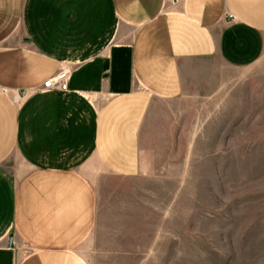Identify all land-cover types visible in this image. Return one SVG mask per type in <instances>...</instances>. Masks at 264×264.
I'll use <instances>...</instances> for the list:
<instances>
[{"label":"crops","instance_id":"1","mask_svg":"<svg viewBox=\"0 0 264 264\" xmlns=\"http://www.w3.org/2000/svg\"><path fill=\"white\" fill-rule=\"evenodd\" d=\"M263 52L264 0H0V264H91L102 174L150 178Z\"/></svg>","mask_w":264,"mask_h":264},{"label":"rangeland","instance_id":"2","mask_svg":"<svg viewBox=\"0 0 264 264\" xmlns=\"http://www.w3.org/2000/svg\"><path fill=\"white\" fill-rule=\"evenodd\" d=\"M191 109L150 178L96 182L91 264H264V52Z\"/></svg>","mask_w":264,"mask_h":264},{"label":"built area","instance_id":"3","mask_svg":"<svg viewBox=\"0 0 264 264\" xmlns=\"http://www.w3.org/2000/svg\"><path fill=\"white\" fill-rule=\"evenodd\" d=\"M68 80L69 72L67 70L61 69L43 84V89L66 92L68 89Z\"/></svg>","mask_w":264,"mask_h":264}]
</instances>
